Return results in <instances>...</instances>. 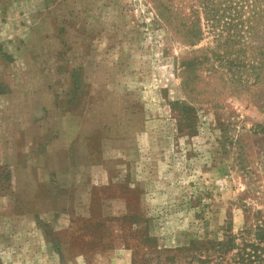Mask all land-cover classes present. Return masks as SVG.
Segmentation results:
<instances>
[{"label":"rangeland","instance_id":"rangeland-1","mask_svg":"<svg viewBox=\"0 0 264 264\" xmlns=\"http://www.w3.org/2000/svg\"><path fill=\"white\" fill-rule=\"evenodd\" d=\"M198 1L0 0V264H190L264 216V79L181 73Z\"/></svg>","mask_w":264,"mask_h":264},{"label":"trees","instance_id":"trees-1","mask_svg":"<svg viewBox=\"0 0 264 264\" xmlns=\"http://www.w3.org/2000/svg\"><path fill=\"white\" fill-rule=\"evenodd\" d=\"M198 4L201 17L181 23L182 42L194 47L206 34L213 47L180 61L181 73L212 62L224 69L240 88L243 77L244 81L253 78V85L264 79V0H199ZM158 18L163 26H171V17ZM187 84L188 80L181 82L182 90ZM199 246L195 250L198 254L189 259L190 264H264V216L253 212L236 234L232 233L229 219L220 241Z\"/></svg>","mask_w":264,"mask_h":264}]
</instances>
